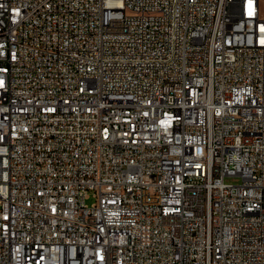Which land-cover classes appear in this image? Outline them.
Wrapping results in <instances>:
<instances>
[{
    "label": "built area",
    "instance_id": "1",
    "mask_svg": "<svg viewBox=\"0 0 264 264\" xmlns=\"http://www.w3.org/2000/svg\"><path fill=\"white\" fill-rule=\"evenodd\" d=\"M0 264H264V0H0Z\"/></svg>",
    "mask_w": 264,
    "mask_h": 264
},
{
    "label": "rangeland",
    "instance_id": "2",
    "mask_svg": "<svg viewBox=\"0 0 264 264\" xmlns=\"http://www.w3.org/2000/svg\"><path fill=\"white\" fill-rule=\"evenodd\" d=\"M240 180H241V179H240V177H238V176H227V177H225V181H226V182L239 183ZM93 200H94V198H93V197H90V198H88V199L86 200V202H87L88 204H90V203L93 202Z\"/></svg>",
    "mask_w": 264,
    "mask_h": 264
}]
</instances>
